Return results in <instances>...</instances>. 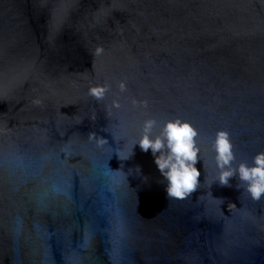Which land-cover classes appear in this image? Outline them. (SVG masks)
<instances>
[{"label":"water","instance_id":"1","mask_svg":"<svg viewBox=\"0 0 264 264\" xmlns=\"http://www.w3.org/2000/svg\"><path fill=\"white\" fill-rule=\"evenodd\" d=\"M176 118L199 131L183 200L134 146ZM219 130L237 165L264 151V0H0V264H264Z\"/></svg>","mask_w":264,"mask_h":264},{"label":"clouds","instance_id":"2","mask_svg":"<svg viewBox=\"0 0 264 264\" xmlns=\"http://www.w3.org/2000/svg\"><path fill=\"white\" fill-rule=\"evenodd\" d=\"M102 51V48H97L96 55H100ZM109 87V85L93 86L89 89V95L101 101L105 98ZM120 90H126L124 82H121ZM113 106L119 108L120 104L118 101H113ZM156 123L155 119H148L144 122L143 135L134 146L139 144L144 152L151 150L155 157L154 162L167 182V198L169 200L187 199L197 191L200 184L201 172L196 167L201 159L200 148L197 144L199 131L189 121L176 118L168 120L160 133L153 136L152 131ZM89 138L97 139L100 146L107 142L104 137L96 138L95 133H89ZM213 149L216 165L220 170L217 181L221 186H231V178L238 175L240 181L238 188L243 187L252 200L260 201L264 198V151L254 156L251 165L246 161L235 164L234 146L230 133L226 130H219L216 133ZM132 155L133 150L129 157L123 159L127 160ZM118 157L121 160L119 154ZM137 169L141 171L139 167Z\"/></svg>","mask_w":264,"mask_h":264}]
</instances>
